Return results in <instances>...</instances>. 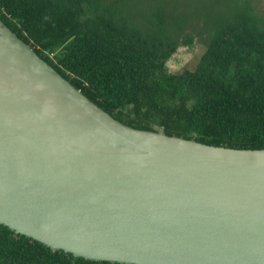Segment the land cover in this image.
Listing matches in <instances>:
<instances>
[{"label": "water", "instance_id": "water-1", "mask_svg": "<svg viewBox=\"0 0 264 264\" xmlns=\"http://www.w3.org/2000/svg\"><path fill=\"white\" fill-rule=\"evenodd\" d=\"M0 224L124 264H264V148L124 124L0 20Z\"/></svg>", "mask_w": 264, "mask_h": 264}, {"label": "trees", "instance_id": "trees-1", "mask_svg": "<svg viewBox=\"0 0 264 264\" xmlns=\"http://www.w3.org/2000/svg\"><path fill=\"white\" fill-rule=\"evenodd\" d=\"M221 3L213 18V11L198 16L165 0H0V20L124 124L210 145L264 148V14L250 0ZM197 19L194 33L184 31ZM195 38L204 48L194 66L168 70L171 54ZM0 264L121 263L51 250L0 224Z\"/></svg>", "mask_w": 264, "mask_h": 264}, {"label": "rangeland", "instance_id": "rangeland-1", "mask_svg": "<svg viewBox=\"0 0 264 264\" xmlns=\"http://www.w3.org/2000/svg\"><path fill=\"white\" fill-rule=\"evenodd\" d=\"M153 5L155 3L159 2V0H144L145 3L149 2ZM167 2H175L177 4H180V8L183 5H188L190 7V11L194 12L198 16L202 13L206 17L208 13V10L212 12L213 18L215 17L214 14L217 13V11H220L224 7V3H221V1L224 0H165ZM220 1V2H219ZM234 0H230L232 2ZM236 1V0H235ZM253 4H255L257 10L259 13L264 14V0H250ZM225 3H228L227 1ZM141 5V3H140ZM168 5V4H166ZM168 8L173 10L171 6L168 5ZM181 10H183L181 8ZM184 11V10H183ZM192 13V14H194ZM191 14V13H190ZM191 14V15H192ZM193 16V15H192ZM201 19H197V21L192 25V27H188L184 29V31L194 33L195 30H197L200 27ZM198 23V24H197ZM204 46L202 42L198 39H194V43L191 48H187L186 46H179L169 57V59L166 62V66L168 70L170 71H179L182 68H191L194 66L196 59L202 52Z\"/></svg>", "mask_w": 264, "mask_h": 264}]
</instances>
